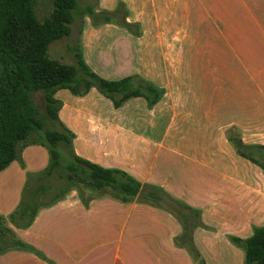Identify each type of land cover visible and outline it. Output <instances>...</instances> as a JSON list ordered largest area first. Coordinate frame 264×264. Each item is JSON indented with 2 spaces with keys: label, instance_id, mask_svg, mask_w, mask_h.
<instances>
[{
  "label": "crops",
  "instance_id": "1",
  "mask_svg": "<svg viewBox=\"0 0 264 264\" xmlns=\"http://www.w3.org/2000/svg\"><path fill=\"white\" fill-rule=\"evenodd\" d=\"M120 4L133 25L89 18L79 49L100 76H136L161 96L116 108L96 87L63 88L59 119L78 156L127 172L144 190L160 187L162 199L84 200L71 189L18 226L10 215L50 164L47 146L28 144L0 171V216L46 258L11 247L0 264H199L177 243L184 217L207 264H245L233 239L264 225V168L253 160L264 161V0H95V10ZM179 31L190 36L178 40Z\"/></svg>",
  "mask_w": 264,
  "mask_h": 264
},
{
  "label": "trees",
  "instance_id": "2",
  "mask_svg": "<svg viewBox=\"0 0 264 264\" xmlns=\"http://www.w3.org/2000/svg\"><path fill=\"white\" fill-rule=\"evenodd\" d=\"M52 1V11L44 20H40L35 12L34 0H0V171L18 159L22 148L31 143H40L49 149L50 164L42 173L44 177L51 176L62 166L64 155L72 157L66 164L68 175L63 190L50 202L39 204V193L47 190L46 186H40L33 194L23 197L18 209L10 215V220L21 227L30 226L42 206L53 204L71 190L75 178L88 187L90 196L110 194L125 201L139 196L143 200L159 203L163 192L160 187L151 185L144 190L142 184L127 172L105 168L75 153V135L59 119L62 102L55 94L63 88L70 89L75 94H85L96 87L119 108L136 96L145 97L153 105L162 91L151 82L136 76L120 79L100 76L86 64L81 49L76 56L84 74L82 77L78 76L76 66L51 58L48 53L50 44L70 34V25L79 8L78 0ZM84 13L90 15L95 24L118 22L126 26L133 25L127 21L128 11L123 4L113 11H97L95 6L89 5ZM37 92L43 93V112L34 99ZM53 122L58 127L45 128L47 123ZM32 136L36 137L33 139ZM65 148H68L69 154L65 153ZM253 160L264 168V161ZM42 177L39 174L37 178ZM80 195L84 200L91 198H84L86 194L83 193ZM178 205L190 209L188 206ZM189 211L197 220L199 211ZM184 223L185 232L177 239V243L186 247L199 264H207L193 244L192 231L185 217ZM2 224L4 217L0 216V236L5 230ZM233 240L244 247L245 264H264V225L256 227L253 235L246 240ZM11 247L30 250L46 258L36 248L17 237L11 246H0V252Z\"/></svg>",
  "mask_w": 264,
  "mask_h": 264
},
{
  "label": "rangeland",
  "instance_id": "3",
  "mask_svg": "<svg viewBox=\"0 0 264 264\" xmlns=\"http://www.w3.org/2000/svg\"><path fill=\"white\" fill-rule=\"evenodd\" d=\"M79 8L75 11V19L71 24L72 32L63 37L62 39L55 40L50 44L49 47V56L53 59L59 60L64 64H69L76 66L78 68V76L82 77L83 71L81 70L80 66L77 63V56L76 53L79 50V43H80V32L79 30L84 26L85 20L90 21L84 13L86 7L89 5L95 6V0H78ZM35 12L37 17L40 20H44L52 11L53 9V1L52 0H34ZM97 8V7H96ZM119 18L122 19V15L119 14ZM192 35H196L197 33H192ZM189 33L186 31H179L174 33V36L178 38V40H183L187 37ZM190 36V35H189ZM187 39V38H186ZM75 51V52H74ZM35 102L39 107L40 111H44V99L43 93L37 92L34 95ZM55 124V122H53ZM52 123L46 124L45 128L49 127H58L57 124L53 125ZM36 136H32L34 139ZM65 153L69 154L68 148H65ZM72 158L70 155H64L62 157V166L55 171L51 176L43 177V178H35L31 181L30 188L28 192L25 194V198L28 197L27 195L33 194V191H36L40 188V186L44 185L47 187V190L39 193V204L47 203L53 200L57 194H59L67 183V175L68 170L66 168V164ZM80 176V175H79ZM70 189H76L79 193H90L88 187H86L83 183L79 182L77 178H75L74 186H71ZM93 191V190H91ZM93 194L95 192H92ZM6 222V221H5ZM4 222V223H5ZM2 227L5 228L2 232V236H0V246H11L14 242L16 237V233L10 228L7 227L5 224H2Z\"/></svg>",
  "mask_w": 264,
  "mask_h": 264
}]
</instances>
